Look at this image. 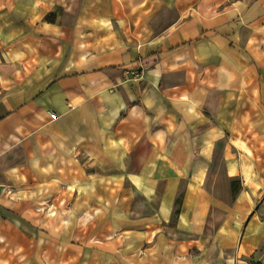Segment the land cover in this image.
<instances>
[{
	"label": "crops",
	"instance_id": "obj_1",
	"mask_svg": "<svg viewBox=\"0 0 264 264\" xmlns=\"http://www.w3.org/2000/svg\"><path fill=\"white\" fill-rule=\"evenodd\" d=\"M0 264H264V0H0Z\"/></svg>",
	"mask_w": 264,
	"mask_h": 264
},
{
	"label": "rangeland",
	"instance_id": "obj_2",
	"mask_svg": "<svg viewBox=\"0 0 264 264\" xmlns=\"http://www.w3.org/2000/svg\"><path fill=\"white\" fill-rule=\"evenodd\" d=\"M46 206H49V208H48V210H51V209H53V211H56V205H38V207H37V209H36V211L37 212H40V211H44V210H46L45 208H46ZM53 207V208H52ZM64 207L67 209L68 207H69V205H67V203L64 205ZM63 207V208H64ZM65 210V209H64Z\"/></svg>",
	"mask_w": 264,
	"mask_h": 264
}]
</instances>
